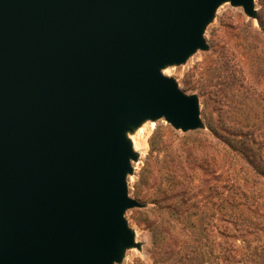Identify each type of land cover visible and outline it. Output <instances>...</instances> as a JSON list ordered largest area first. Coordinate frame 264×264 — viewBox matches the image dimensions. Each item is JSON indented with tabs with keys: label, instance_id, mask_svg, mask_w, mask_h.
Masks as SVG:
<instances>
[{
	"label": "water",
	"instance_id": "1",
	"mask_svg": "<svg viewBox=\"0 0 264 264\" xmlns=\"http://www.w3.org/2000/svg\"><path fill=\"white\" fill-rule=\"evenodd\" d=\"M224 4L258 23L255 0H0V264L141 251L130 136L206 129L200 97L164 71L210 50Z\"/></svg>",
	"mask_w": 264,
	"mask_h": 264
},
{
	"label": "trees",
	"instance_id": "2",
	"mask_svg": "<svg viewBox=\"0 0 264 264\" xmlns=\"http://www.w3.org/2000/svg\"><path fill=\"white\" fill-rule=\"evenodd\" d=\"M258 2V28L244 27L249 65L222 52L191 76L206 109L209 102L216 109L199 144L217 150L223 166L200 196L181 192L156 202L166 215L164 235L174 240L161 264H264V0Z\"/></svg>",
	"mask_w": 264,
	"mask_h": 264
},
{
	"label": "rangeland",
	"instance_id": "3",
	"mask_svg": "<svg viewBox=\"0 0 264 264\" xmlns=\"http://www.w3.org/2000/svg\"><path fill=\"white\" fill-rule=\"evenodd\" d=\"M255 4L259 11L258 0H255ZM250 23L258 28V23L248 19L241 8L222 5L205 33L210 50L198 52L183 66L164 71V75L176 79L184 92L200 97L201 115L206 129L184 134L160 120L152 123L153 126L150 122L144 124L130 136L134 150L139 154V161L133 163L134 174L128 178L129 194L146 204V207L131 209L126 213V219L135 231L136 241L142 244V249L127 251L122 264H161L162 259L173 251L174 240L164 235L168 230L166 215L156 202L181 192L200 196L206 186L220 175L223 166L220 154L207 143L199 144L203 133L208 130L206 116L208 113L216 115V109L212 102L206 109L204 98L199 95L196 78L191 76L211 66L219 53L228 51L233 52L234 63L246 68L249 64L243 55L244 27ZM152 137H155L156 144L153 152L150 147ZM138 185L140 193L136 195Z\"/></svg>",
	"mask_w": 264,
	"mask_h": 264
},
{
	"label": "bare ground",
	"instance_id": "4",
	"mask_svg": "<svg viewBox=\"0 0 264 264\" xmlns=\"http://www.w3.org/2000/svg\"><path fill=\"white\" fill-rule=\"evenodd\" d=\"M151 126H153V124L151 123Z\"/></svg>",
	"mask_w": 264,
	"mask_h": 264
}]
</instances>
